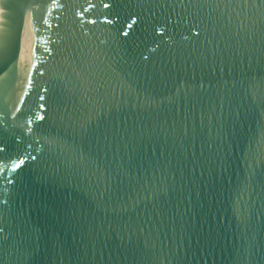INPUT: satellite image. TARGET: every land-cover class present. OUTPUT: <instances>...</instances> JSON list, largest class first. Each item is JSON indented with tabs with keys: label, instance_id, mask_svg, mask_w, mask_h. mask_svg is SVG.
Instances as JSON below:
<instances>
[{
	"label": "water",
	"instance_id": "obj_1",
	"mask_svg": "<svg viewBox=\"0 0 264 264\" xmlns=\"http://www.w3.org/2000/svg\"><path fill=\"white\" fill-rule=\"evenodd\" d=\"M0 264H264V0H0Z\"/></svg>",
	"mask_w": 264,
	"mask_h": 264
},
{
	"label": "snow or ice",
	"instance_id": "obj_2",
	"mask_svg": "<svg viewBox=\"0 0 264 264\" xmlns=\"http://www.w3.org/2000/svg\"><path fill=\"white\" fill-rule=\"evenodd\" d=\"M17 167H19V165H17Z\"/></svg>",
	"mask_w": 264,
	"mask_h": 264
}]
</instances>
